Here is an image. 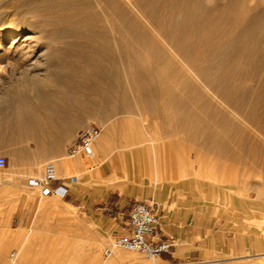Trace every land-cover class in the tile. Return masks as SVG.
<instances>
[{"label":"rangeland","instance_id":"1","mask_svg":"<svg viewBox=\"0 0 264 264\" xmlns=\"http://www.w3.org/2000/svg\"><path fill=\"white\" fill-rule=\"evenodd\" d=\"M74 1L79 5L73 2L70 9L65 11L78 13L81 18L84 15L85 19L82 18L81 25H77V30L88 37L99 33L107 39L109 46L103 47L98 42H94L95 44L90 46L73 47L66 43L71 39L70 35L65 37L66 40L60 39L54 45V39L49 40L51 44L47 45H41L38 39L33 40L35 59L28 61L19 59L15 63L1 60V55L6 51L1 47L0 117L4 114L2 110L9 105L8 101L12 100L14 114L22 119H27L28 116L33 119L34 112L43 111L44 101L48 100L50 104L60 102L61 96L51 95L53 91L78 89L82 90V93L84 91L87 99L101 100L105 103L104 96L100 97L91 93L95 84L93 75L98 73L103 75L105 80L101 81L103 87L111 86L109 88L111 90L116 89L114 86L117 87L118 93L116 95L110 93L112 97H108L109 100L111 98L110 103L116 102L120 106L124 101V106L122 104L120 109L112 107L108 110L103 109L101 112L91 111L64 135H61V130L56 129L55 126H50L47 142L52 143L61 138L71 142L80 129L88 124H94L100 128L99 136L103 137V144H109L110 151L138 150L140 154L137 157H130L131 168H118L113 165L104 176L97 174L88 177V180L92 181V184H89L85 181L87 171L84 170L88 166H97L101 157L99 146L95 150L94 159L77 161L82 168L74 169L71 165L62 163L64 160H57L63 152L43 159L41 154H37L39 149L42 150V144L37 149L29 135L12 132L8 126L1 125L0 154L6 157L7 163L0 169V241L3 237H9L11 242L3 253L0 252V264L15 262L21 243L29 248L26 264H264V153L254 159L258 161L255 164L248 162L252 161L251 158L247 160L248 157L235 160L217 157L212 153V156L210 153L208 156L206 151V153L201 151L198 159H195L197 144L185 140L190 132L204 126L200 123L206 122L205 118L217 123L215 124L217 130L218 128L221 130L222 127L218 124H222L226 117V123H230H223L225 130L222 128V133L236 134L239 131H237V125L240 127L243 125L240 114L225 105L221 96L213 92L211 88L207 85L203 86L204 83L199 78H195L194 74L183 71L176 58L172 57L174 56L172 47L166 46L168 43L163 45L164 39L160 44V39L156 37L159 39L157 44L153 37V40L150 38L155 35L148 30L146 25L149 23L145 18L151 17L149 12L154 6L150 9L146 5L149 9H145L146 7L143 9L145 4H148L146 0ZM144 1L145 3L142 4ZM212 1L201 0V4L205 6L210 3L211 5ZM222 1L225 0H219V3ZM248 1L254 2V0ZM58 2L62 1L58 0ZM157 3L160 4L156 0L153 5L158 6ZM235 3L233 1L234 5ZM77 7L79 9H76ZM12 8L8 6L4 9ZM59 8L58 6L56 9L59 10ZM145 10L149 11L147 16H145L147 14ZM228 13L229 16L226 13L223 16L227 15V18H230L232 12ZM134 17L139 18L142 24L144 22L147 24L139 27L141 23L139 24V20L137 21ZM36 18L34 16L30 18L31 22L37 21V23L33 22L34 27L28 29V32L22 31L23 34L31 35L39 31L42 26L39 24L42 23L41 21L39 23ZM92 24L93 28L89 29ZM140 31L146 35L143 36ZM216 35L218 32L215 33ZM1 42L3 44L4 40ZM168 48L172 52H168ZM82 53H89L92 58L84 62L79 61L78 54ZM215 58L204 61L202 67L212 65L214 69L210 71L209 77H212L210 80L218 83L217 71L222 64L220 60L218 61L219 58L217 61ZM73 69L77 70L73 71ZM51 77L53 80L50 79ZM170 77L174 78L172 87L166 83ZM37 83L44 85L43 91L35 90L33 85ZM24 85L30 88L27 92L20 94L16 92ZM160 88L167 92L168 90L174 92L172 96H167L163 100L164 105L168 107L167 114L181 120L184 117H199L201 126L190 124L189 128L183 129L165 124L156 129L158 127L153 124L156 119L152 112L160 107L161 102L152 96L146 103L144 95L147 91L153 92V89L159 91ZM30 111L32 115L29 114ZM147 112L150 113L148 117ZM229 125L230 127L227 128ZM109 126L108 139L105 129ZM246 127V133L248 130L250 133L254 131L252 135L247 133L250 140L256 134L255 139L264 144V137L258 130L248 125ZM36 132L38 138L40 131L36 130ZM158 132L161 134L158 141L172 143L169 149L161 147L157 151L162 165L170 161V158L173 159L176 174L171 177L158 178L151 167L155 158L154 153L151 150L145 151V146L150 144L149 136L160 135ZM218 145L219 148L223 146L221 143ZM48 160L57 162L59 176L79 174V182L75 185L77 189L73 191L75 197L83 195V202L71 200L69 196L65 198L41 196L37 187L28 185V179L42 175L44 164ZM142 161L147 162L149 169L142 168ZM219 164L222 166L221 169ZM246 164L250 167L247 172ZM210 165L213 166L210 167ZM170 179L177 182L182 179L196 181L197 188L191 191L181 188L179 192H175L180 201L175 208L169 210L168 214H176L184 220L188 218L189 221L194 219L206 221L212 228H216V233L223 232L230 237H235L236 248L220 250L204 259L187 258L174 261L167 260L166 256L151 258L126 249H115L113 255L105 256L104 248L122 232L121 223L126 220L129 208L135 200L152 205L159 214H166V210L174 203L167 186ZM112 184L117 186L114 187ZM208 189L209 193H205ZM87 199L90 202H87ZM114 211L119 212V217H114L116 215ZM12 252L16 254L11 257ZM116 255L125 258L118 261L115 258Z\"/></svg>","mask_w":264,"mask_h":264},{"label":"bare ground","instance_id":"2","mask_svg":"<svg viewBox=\"0 0 264 264\" xmlns=\"http://www.w3.org/2000/svg\"><path fill=\"white\" fill-rule=\"evenodd\" d=\"M60 1L62 2H58V0H0V48L3 47L6 49V51H4L1 55L2 61L4 60L10 63H15L18 62L17 60L19 59H25V61L32 60L33 58L35 59L36 51H34L35 45L33 44V40L35 41L38 39H40L41 45L51 44L49 40L54 39L55 43L52 42L54 45L57 44L60 39L63 40L67 37V35H70L71 39H69L66 43L73 47H82L85 45L90 46L92 44L94 45L96 42L103 47L109 46L107 39L103 35L95 33V28L92 30L95 34H92V36L89 37L85 36L82 31L77 30V25H81L82 20L85 19L84 15L82 14V19L80 14L66 12L65 10L71 7L73 2L76 4H78V2H75L74 0ZM85 1L89 2V0ZM146 1L148 4H145L143 9L145 7V9H147V6L152 9V6H154L152 9V11L154 10L153 12L151 10L150 12L145 10L146 13H151V17L147 18L149 13H144L146 14L145 16H147L145 20L148 19L147 22L149 23V26H146L151 34L155 35L150 38L153 37L157 44H161V41L164 39L165 42L163 41V45L168 43L166 46L170 45V47H172L173 52L170 48H168V52L174 53V56L172 57L176 58L178 63L182 66V70L194 74L195 78H199L202 83H204L203 86L207 85V87L211 88L213 92L220 95L223 102L226 103L225 105H228V107H231L235 112L239 113L240 115H238L243 121V125L241 127L240 125H237V131L239 130L237 133L234 129L236 134H231L232 132H225V134L221 131L224 127L223 123L227 122V118L225 116V121H223L222 124H218L219 127L221 125V130L220 128L217 130L215 125L217 123L211 122L205 117L206 122L203 123L199 122V117H184L182 118L183 120L175 118L174 116L171 117L169 113L167 114L168 107L164 105L163 100L167 96H172L174 92L169 90L167 92L160 88L159 91L154 89L153 92L147 91L144 95V101L146 103H148L149 97L152 96L155 100L161 102L160 107H157V109L152 112L156 119L153 124L158 127L156 129H159V127L161 128V125L163 127L165 124L171 125V127L174 125V127H181L183 129L186 127L189 128L190 124L196 126L203 124L204 126L199 129L195 127L196 129L190 132L186 136L187 138H185V140H188L190 143L192 142L197 144V148H195V159H198L201 151H206L208 152V156L210 153L211 156L213 154L217 155V157L222 156V158H234L235 160L248 157V159L246 158L247 160H249V158L252 160L248 162H253L254 164L255 162H258L254 161V159L260 157V154L263 155L264 144L263 142L260 143L255 139L257 138L255 137L256 134L253 138H251L252 140H250L247 133L250 135L254 131H251L250 133L248 130L246 133V126L248 125L254 128V130H258V132L262 134L261 136L264 137V0H254V2H249L248 0H238V2L236 0H225L221 3H219V0H211V5L209 3L205 6H203L204 4H201V0H158L160 2L159 5L157 3L158 6L153 5L156 0ZM233 1L236 2L235 5L233 4ZM143 3H145V1L142 2V4ZM8 6L13 8L11 10H5L4 8ZM58 6L60 7L59 10L56 9ZM79 7L76 9H79ZM143 9L139 10L143 11ZM228 12H232L234 15H231V13L230 18H227V15L229 14ZM224 13L227 14L226 17L223 16ZM30 15L31 17H37L36 20L38 19V22L41 21L42 24L39 25L42 26L39 31L35 33L33 32L31 35H25L22 31L28 32V29L34 27V21L31 22L32 19L30 20ZM134 19L136 18L134 17ZM134 19L133 21H135ZM136 20H139V24L141 23L139 18ZM147 22H144L143 24H147ZM34 23L36 24L37 21ZM143 24L141 23L140 26L137 24V26L141 27ZM149 27H152L151 29L153 32L149 29ZM91 28H93V24L90 25L89 29ZM21 32L22 34L18 35ZM216 32H218V35L215 36ZM145 35L143 33V36ZM156 37L160 40L158 38L156 39ZM235 38L236 42H234ZM2 40H4L3 44L1 42ZM158 40L160 41L159 43ZM83 53L78 54L79 61L84 62L85 60L92 58L91 54ZM213 58H215L216 61L217 58H219L218 61L220 60L222 64H220L221 66L217 71V73H219V76H217L220 83L210 80L212 77H209V73L214 69L212 65L209 66L208 64V67H202V63L204 61H208V59L211 61ZM50 79H52V77ZM93 79L95 84L91 93L100 97L104 96L106 101L104 103L101 102V100H98L99 102L94 101L93 99L89 100L84 96L85 93L83 91L84 115L90 113L91 111L101 112L103 109L108 110V108L112 107L120 109L122 104V106H124V101L123 103L120 102L121 105L119 106L116 102L115 104L110 103L111 98L110 100L108 98L111 96L110 93L112 95H116V93H118L117 87L114 86V88H116H113L114 90L109 89L111 86H107L109 88L103 87L101 83V81L104 80L103 75H98V73L93 75ZM45 80L51 81L48 79ZM173 81L174 78L170 77L166 83L167 85L170 84L172 87ZM33 87L37 91L44 90V85L42 83H37L33 85ZM29 89L28 85H24L16 92L20 94L25 91L27 92ZM115 90H117V92ZM8 102L9 105L2 110L4 114L0 117V126L6 125L12 130V132L17 131L18 133L33 135L34 130L29 129L28 117L27 119H22L20 116L14 114L12 100H9ZM126 104L128 105V103ZM9 106L11 108L8 109ZM149 114L150 113L147 112V117ZM228 127H230V125L227 126V128ZM109 130L110 126L105 129V135L108 139L110 136ZM158 133L160 134V132ZM257 136H259V134ZM160 138L161 134H151L148 139L150 144L145 146V151L151 150L154 153V162L152 166H150L155 171L156 175H158V178L160 176L171 177V175L176 174L172 163L173 159L170 158V161H168L165 165H162L157 151L161 147L169 149V146H171L172 143L168 141L165 143L160 142L158 141ZM102 139L103 137L99 136L95 141L102 142L104 140ZM218 143L223 144V146L219 148ZM104 145L109 147L108 143H104ZM109 150H111V148ZM117 151L120 154L124 153L123 150ZM200 157L202 158V156ZM212 160L214 161V159ZM209 161H211V159ZM122 162L125 165L126 160L124 157ZM145 163L147 165V162ZM216 163L217 162H215V164ZM207 165H209V163ZM212 166L210 165V167ZM147 167L149 169V165H147ZM221 167L222 166H220V169ZM248 168L250 167L247 166L246 172L249 170ZM197 169L199 170V167ZM213 169L215 168L213 167ZM258 172L260 175V171ZM10 242L11 238L3 237L0 241V252L3 253L8 248ZM25 245L26 244L24 243L19 245V251L16 256L14 255L16 253H11V257L15 256V262H12V264H26L28 262L29 248ZM115 258L119 261L125 257L116 255Z\"/></svg>","mask_w":264,"mask_h":264},{"label":"crops","instance_id":"3","mask_svg":"<svg viewBox=\"0 0 264 264\" xmlns=\"http://www.w3.org/2000/svg\"><path fill=\"white\" fill-rule=\"evenodd\" d=\"M74 70L77 69H73V71ZM51 95L61 96L60 102L50 104V102L46 100L44 101V108L42 112L36 111L34 112V115H32L30 111L29 114L33 116V119L28 116L29 129L34 130L33 135L29 134V138L36 144L34 145L35 147L37 146V149H39L42 144L43 148L42 150L39 149L40 151H38L37 154H41V158L43 159L51 156H57L62 152L63 156L66 148L74 141L72 140L71 142H68L65 138H61L55 142L48 143L46 138L47 133H49V127L55 126L56 129L61 130V135H64V133H68L76 124L80 123L82 117L84 116L82 90L79 91L78 89H69L66 91H53ZM36 130L40 131L38 132V138ZM29 146H32L31 143H29ZM97 146L101 149V157L97 162V166H88L87 169L85 168L84 170L87 171V179H85V181L89 184H92V181L88 180V177H92L97 174L104 176L106 171H109L113 165L118 168H124V166L131 168L132 164H129L130 157H137L140 154V151L138 150L130 152L124 151L123 154H120L117 150L110 151V148L104 145L101 141L94 142V150H96ZM62 156L60 158L57 157V160L61 159ZM123 157L126 160L125 165L122 162ZM77 161L83 160L74 159L70 163H65L64 161L63 163L65 165H71L74 169L82 168L81 164L77 163ZM142 162V168L148 169L145 161ZM74 175L79 176L78 173H75ZM112 185L114 187L117 186L116 184ZM167 186L171 191L170 193L172 194L174 203L170 206L171 208L169 207L166 210V214H160L161 230L164 235H172L175 238V245L172 248L171 253L164 255L167 260L174 261L187 258L204 259L220 250L236 248L237 244L235 237H230V235L223 232L216 233V228H212L210 223L201 219L189 221V219L186 218L184 220L183 217L179 215L168 214L169 210L175 208L180 201L179 196L174 193L179 192L181 188L188 191L196 189L197 185L194 181L182 179V181L177 182L175 180H171L168 181ZM74 189H77V187H73L68 196L71 197V200H77L80 203L83 202V195L80 194L78 197H75L73 191ZM205 193H209V189ZM89 199L86 201L90 202ZM114 213L116 214L114 217H119L118 211H114Z\"/></svg>","mask_w":264,"mask_h":264},{"label":"built area","instance_id":"4","mask_svg":"<svg viewBox=\"0 0 264 264\" xmlns=\"http://www.w3.org/2000/svg\"><path fill=\"white\" fill-rule=\"evenodd\" d=\"M100 128L88 124L80 129L74 141L66 148L62 160L70 163L74 159L92 160L95 157L94 142ZM6 157L0 154V169L6 165ZM79 182V176H59L57 162L48 160L44 164L40 177L28 179V184L37 187L41 196L65 198ZM122 232L103 250L105 256H111L115 249H126L156 258L170 254L175 245L172 235H164L161 230L160 214L152 205L135 200L128 211L126 220L121 223Z\"/></svg>","mask_w":264,"mask_h":264}]
</instances>
